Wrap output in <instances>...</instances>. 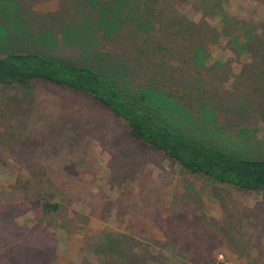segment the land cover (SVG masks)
<instances>
[{
  "label": "rangeland",
  "instance_id": "rangeland-1",
  "mask_svg": "<svg viewBox=\"0 0 264 264\" xmlns=\"http://www.w3.org/2000/svg\"><path fill=\"white\" fill-rule=\"evenodd\" d=\"M3 1L9 10H0V35L12 41L11 51H31L37 43L31 39L49 32L61 56L125 55L122 28L87 20L96 11L87 0ZM222 2L261 32L264 0ZM202 20L216 40L207 44L201 69L220 63L208 74L218 75L209 93L218 86L215 98L236 105L231 86L249 56L229 49L216 17ZM145 57L152 66L162 60L151 48ZM260 82L262 91L253 77L235 86L253 95L252 106L262 105ZM224 108L217 110L219 123L234 120L233 108ZM237 126L248 130L240 143L245 153L264 157V118L249 111L227 129ZM44 200L57 209L44 213ZM0 264H264V192L189 174L130 138L122 120L78 92L41 81L6 85L0 88Z\"/></svg>",
  "mask_w": 264,
  "mask_h": 264
},
{
  "label": "trees",
  "instance_id": "trees-1",
  "mask_svg": "<svg viewBox=\"0 0 264 264\" xmlns=\"http://www.w3.org/2000/svg\"><path fill=\"white\" fill-rule=\"evenodd\" d=\"M4 4L0 0V10H9ZM86 5L96 10L87 20L122 28L120 46L125 55H119L120 60L114 54L111 59L93 54L61 56L49 32L31 39L37 42L31 51H11L12 41L0 35V88L41 81L78 92L122 120L130 138L174 160L189 174L239 190L264 192V157L249 156L240 146L242 133L248 131L245 127L237 126L232 133L227 129L242 122L249 111L264 118V102L252 106L253 95L235 86L243 77H253L263 90L264 25L256 33L254 22L227 13L222 0H87ZM207 16L219 20L218 34L235 55L249 56L231 86L236 105L225 106L223 98H215L218 86L209 93L208 86L217 85L218 75L208 74L220 63L201 69L207 44L216 40L202 20ZM105 32L107 38L108 29ZM150 48L154 59L162 57L158 65H150L145 57ZM130 59L131 67L125 65ZM223 107L233 108L234 120L218 122L217 110ZM57 207L58 203L44 200L42 211Z\"/></svg>",
  "mask_w": 264,
  "mask_h": 264
},
{
  "label": "built area",
  "instance_id": "built-area-1",
  "mask_svg": "<svg viewBox=\"0 0 264 264\" xmlns=\"http://www.w3.org/2000/svg\"><path fill=\"white\" fill-rule=\"evenodd\" d=\"M217 257H218V258H221V255H218Z\"/></svg>",
  "mask_w": 264,
  "mask_h": 264
},
{
  "label": "crops",
  "instance_id": "crops-1",
  "mask_svg": "<svg viewBox=\"0 0 264 264\" xmlns=\"http://www.w3.org/2000/svg\"><path fill=\"white\" fill-rule=\"evenodd\" d=\"M121 252H122V251H121ZM121 252H120V255L123 256Z\"/></svg>",
  "mask_w": 264,
  "mask_h": 264
}]
</instances>
